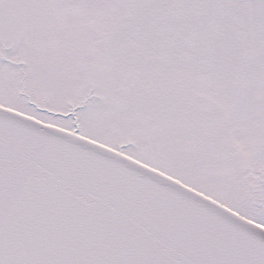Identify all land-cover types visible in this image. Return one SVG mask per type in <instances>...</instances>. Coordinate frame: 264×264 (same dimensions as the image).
<instances>
[{"label":"snow or ice","instance_id":"obj_1","mask_svg":"<svg viewBox=\"0 0 264 264\" xmlns=\"http://www.w3.org/2000/svg\"><path fill=\"white\" fill-rule=\"evenodd\" d=\"M0 264H264V0H0Z\"/></svg>","mask_w":264,"mask_h":264}]
</instances>
